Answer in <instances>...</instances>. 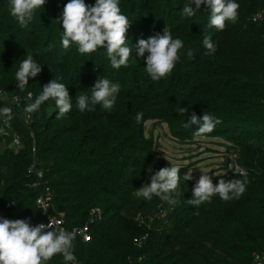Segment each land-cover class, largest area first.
Instances as JSON below:
<instances>
[{
  "label": "trees",
  "instance_id": "trees-1",
  "mask_svg": "<svg viewBox=\"0 0 264 264\" xmlns=\"http://www.w3.org/2000/svg\"><path fill=\"white\" fill-rule=\"evenodd\" d=\"M236 2L237 22L217 31L207 27L210 9L205 4L186 18L182 9L188 0H120L121 12L132 22L126 36L133 52L129 67L114 69L103 48L81 55L75 44L67 50L61 46L63 28L56 19L67 0H46L24 28L11 16L10 0H0V108L11 107L13 115L0 132V213L8 219L42 221L34 202L45 187L48 214L62 219L69 231L81 228L89 210L98 207L101 218L87 226L88 241L78 235L74 241L76 264H250L253 252H264V22L247 21L264 7V0ZM164 27L185 47L172 73L157 82L145 71L147 53L137 57L135 46L138 39L162 34ZM205 36L217 45L213 56L206 55ZM29 53L42 71L20 90L14 74ZM98 77L120 84L115 107L96 105L93 111L80 112L77 96L90 95ZM53 79L68 87L71 111L57 118L58 109L49 99L26 114V122L25 106ZM13 96L19 98L16 105ZM180 107L188 112L181 115ZM192 110L222 123L197 136L199 124L184 127ZM138 112L143 113L139 123ZM147 122L164 125L179 144L220 139L244 175L233 172L226 156L222 165L228 168L210 178L215 185L221 178L246 176V192L229 201L216 195L211 203L193 206L188 200L195 182L185 179L184 166L175 206L158 197L148 201L134 195L145 184L149 166L150 176L159 170L153 164L158 146ZM13 134L21 144L16 152L9 147ZM32 162L34 172L41 173L39 181L28 172ZM34 182L39 185L30 187ZM159 210L167 215L154 219L148 229L138 224L137 216L146 218ZM142 237L137 246L134 240ZM48 264L66 262L56 255Z\"/></svg>",
  "mask_w": 264,
  "mask_h": 264
},
{
  "label": "clouds",
  "instance_id": "clouds-1",
  "mask_svg": "<svg viewBox=\"0 0 264 264\" xmlns=\"http://www.w3.org/2000/svg\"><path fill=\"white\" fill-rule=\"evenodd\" d=\"M46 0H10V14L21 28L27 27L32 22L37 9L45 6ZM120 0H95L94 4L85 3V0H67L61 15L56 21L62 25L61 46L67 50L72 44L77 46V51L83 54H91L98 49L106 50L107 59L111 67L120 69L129 67V59L133 48L129 46L127 32L131 26L128 17L121 12ZM205 4L210 9L208 28L224 31L227 23L235 24L239 18L240 5L236 0H188L182 9V15L190 18L195 11ZM193 5L195 7H193ZM203 46L206 55L213 56L217 51V45L210 36H205ZM185 47L181 38H174L169 28L164 27L162 34L152 35L147 39H138L135 51L144 60L145 71L153 81L166 79L174 70L180 60V50ZM52 45L46 51H50ZM187 55L193 53L189 50ZM42 71L40 63L32 54H27L18 70L15 72L17 88L25 89L29 78L36 77ZM91 94L80 93L76 98V105L80 112L93 111L96 105L105 110L115 107L120 84L114 83L108 78L98 77L90 88ZM32 99V94H28ZM49 99L55 102L58 109L57 118L64 117L72 109V96L64 83L53 79L43 85L42 92L34 99V102L24 108V112L31 114L39 110L42 103ZM181 115L188 112L187 107H180ZM0 117L5 123L13 119L12 108H0ZM184 127L199 124L195 135L201 136L214 131L222 121L217 117L204 113L201 116L192 110L188 115ZM139 123L143 119V113H137L135 117ZM180 167L171 165L161 167L150 176V182L136 190L134 195L151 201L158 197L170 206H175L181 195ZM148 171L151 172V166ZM222 175V174H220ZM241 175H244L241 172ZM186 180L192 179L191 174L185 175ZM248 179H219L214 185L209 174L202 173L192 188V198L188 203L199 207L203 203H211L212 197L218 195L223 201L240 198L247 190ZM41 204V209L47 212L48 205ZM60 221L48 220L35 225L31 223V217L23 219L0 218V264H48L56 255H61L66 264H76L77 257L74 254V241L77 231H69L58 227ZM51 229V230H49Z\"/></svg>",
  "mask_w": 264,
  "mask_h": 264
},
{
  "label": "rangeland",
  "instance_id": "rangeland-1",
  "mask_svg": "<svg viewBox=\"0 0 264 264\" xmlns=\"http://www.w3.org/2000/svg\"><path fill=\"white\" fill-rule=\"evenodd\" d=\"M145 126L147 131H151L158 146V156L153 159V164L157 159H162L168 163L167 167L188 166L187 174H191L192 181L195 183L202 173L212 177L224 172L226 166L223 167L222 161L228 155L224 152V147L220 145L223 144L220 139L197 138L192 143L179 144L169 137L164 125L147 122ZM228 157L231 158L230 155ZM150 173L149 171L146 173L145 184L150 182Z\"/></svg>",
  "mask_w": 264,
  "mask_h": 264
},
{
  "label": "built area",
  "instance_id": "built-area-1",
  "mask_svg": "<svg viewBox=\"0 0 264 264\" xmlns=\"http://www.w3.org/2000/svg\"><path fill=\"white\" fill-rule=\"evenodd\" d=\"M247 21H249L250 23H254V24H258V23H262L264 22V7L259 9L258 11L254 12L253 14H251L248 18H247ZM28 98V94L26 95ZM19 102V98L17 96H13L11 98V103L13 104H17ZM27 113H25V121L28 122L30 121V118L29 116L26 115ZM3 124L4 123V120L0 118V128H3ZM3 132H4V129H3ZM9 147H11V150L12 152H16L17 150L20 149L21 147V144H20V141H19V138L17 135L13 134L12 138H11V141H10V144H9ZM230 167L233 168V172L235 173H238L241 175V172L244 174V171L239 169L236 165H235V162L233 160V158L231 157V164L229 165ZM34 163L32 162V164L30 165V167L28 168V172L33 174L35 179L37 181L41 180L42 176H41V173L39 171H35L34 172ZM39 185L38 182H34V183H31L30 184V187H35ZM49 200H50V194H49V191L48 189L45 187L44 188V191L42 194H40L36 199H35V206L36 208L38 209L39 211V214L42 218V221H37V222H31L32 225H35L37 223H40V222H44V223H47L48 220H54V221H60L61 223L58 224V227H63V221L62 219H58L54 216H51L48 214V209H47V212L45 213V211L43 209H41V204L37 203L38 201L42 202L43 204H49ZM167 215V211L166 210H159L157 212H154V213H151L149 214L146 218L144 217H138L137 216V221H138V224L139 225H142L144 224L143 226H145L146 229L149 228V225L150 223L154 220V219H162L164 218L165 216ZM0 218H5L4 216V213H0ZM101 218V211L98 207H93L89 210L88 212V218H87V221L86 223L81 227V228H72V230H75L77 231V235L81 238V240L83 242H87L88 241V234H87V226L89 224H92L98 220H100ZM64 228V227H63ZM51 230V229H49ZM144 239V237H142L140 240L136 241L134 240V243L139 246L141 241ZM250 264H264V252H253L250 256Z\"/></svg>",
  "mask_w": 264,
  "mask_h": 264
},
{
  "label": "water",
  "instance_id": "water-1",
  "mask_svg": "<svg viewBox=\"0 0 264 264\" xmlns=\"http://www.w3.org/2000/svg\"><path fill=\"white\" fill-rule=\"evenodd\" d=\"M0 132H3V128H0ZM227 163H228V160H227ZM161 165H162V167H167L168 163L167 162H164L162 159H157V161H156V167H159Z\"/></svg>",
  "mask_w": 264,
  "mask_h": 264
}]
</instances>
